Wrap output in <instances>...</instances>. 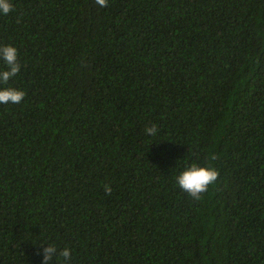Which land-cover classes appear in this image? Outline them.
<instances>
[{
	"label": "trees",
	"instance_id": "16d2710c",
	"mask_svg": "<svg viewBox=\"0 0 264 264\" xmlns=\"http://www.w3.org/2000/svg\"><path fill=\"white\" fill-rule=\"evenodd\" d=\"M12 4L0 264H264V0ZM192 163L218 173L199 200Z\"/></svg>",
	"mask_w": 264,
	"mask_h": 264
},
{
	"label": "clouds",
	"instance_id": "9594fccd",
	"mask_svg": "<svg viewBox=\"0 0 264 264\" xmlns=\"http://www.w3.org/2000/svg\"><path fill=\"white\" fill-rule=\"evenodd\" d=\"M100 7L107 5V0H96ZM14 11L12 0H0V16H8ZM0 105L19 104L25 98V92L17 87L7 86L10 81L17 77L21 71L19 62V52L13 44H0ZM145 133L149 136H155L158 129L155 125L147 127ZM217 171L211 165L201 166L198 163H192L186 166L182 171L175 175L174 181L178 188L187 193L195 200L201 198V194L206 193L209 187L216 181ZM106 193L111 192L109 185L104 186ZM72 264L73 251L68 246L62 249L55 244H47L43 249L41 264Z\"/></svg>",
	"mask_w": 264,
	"mask_h": 264
}]
</instances>
